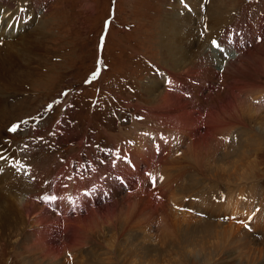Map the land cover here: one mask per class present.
<instances>
[{
    "label": "rangeland",
    "instance_id": "rangeland-1",
    "mask_svg": "<svg viewBox=\"0 0 264 264\" xmlns=\"http://www.w3.org/2000/svg\"><path fill=\"white\" fill-rule=\"evenodd\" d=\"M15 1L20 3L23 0ZM27 1V6H32L37 12V19L43 21L45 36L43 34L39 36L44 38V41L36 50V56L29 54L30 61L35 59L34 63L30 62L29 65L24 63L19 69L18 67L11 69L8 66L4 74H0L3 80L6 79L7 84L10 82L16 86L15 89L9 87L5 90L6 92H2L0 141H10L13 149L17 150L18 157L30 163V165L25 164L28 166V171L33 172L34 169L35 178L45 183L42 191L60 193L68 185L69 191L76 190V187L71 188L67 175L69 174L70 178L73 174L77 176V172L81 171L80 163L83 164L81 172L89 186L94 185L95 187L92 179L98 175L102 176L99 180L103 179L108 187L100 189L96 198L88 196L85 204H83V199L74 198V202L71 201V197H67L66 193L64 197H67V201L71 204L58 205L57 201L48 202L52 203L53 210L58 215L74 207L80 217L89 218L83 224H79L75 232L70 231V226L73 224H70L68 228L60 226L59 230L67 231L64 236L58 231L60 225H57L58 221L52 222L53 227L47 230L41 228L46 235L44 239L35 237L32 231L37 227L28 223L26 230H21L18 237L15 236L11 241H0V264H239V259H242L246 251L245 248L242 250L234 247V243L229 247L226 244L221 247L220 244H223V241L216 242V236L221 238L219 233L224 234L228 226H233L231 228L236 229L237 233L242 232V238L250 240L251 236L255 235L259 239L255 236L251 238L254 241L251 245L254 248L261 247L257 242L264 239V131L260 134L257 130L259 128L257 122L253 119L245 127L240 125L230 129L229 132L228 130L220 134L215 132L219 134L216 137L220 139L216 140L217 143H214L213 137L215 136L208 135L207 137L212 139L206 137L204 141L199 142L202 145V149L199 150L196 148L189 150L188 147L191 146L193 139L186 140V142L179 140L181 143L176 144L178 150L174 154L176 156L171 155L172 158L179 160V165L177 161L173 162L169 168L170 172L169 169L167 170L169 172L167 176H164L162 171H159L157 175L151 174L156 177L157 182L154 186L146 174L148 185L144 184L145 177L143 182L141 180L143 171L148 168L149 160L146 161L141 154L136 155V151L139 150L138 148L147 149L145 145L149 138L148 135L157 132L164 137L161 130L167 129L164 131L165 137H174L180 130L175 129L176 126H185V121L191 122L190 120H193L192 122L197 127L193 126L191 131L189 129L186 131L189 132V136L195 137V140L206 135L202 136L197 131L201 128L200 124L204 123V119L206 126L204 125L205 128L201 131L207 133L206 131H211L212 128L210 125L212 124L211 105H203L201 101L214 98L215 78L212 80L210 77L209 80H212V83L207 82L202 93L197 92L199 87H196L195 93L192 94L181 92L183 90H177L179 86L174 94L165 93L171 96L176 95L177 98L191 102L190 104L194 102L195 105H188L190 109L188 115L174 108L168 112L157 109L153 96L154 94L161 96L160 92L164 90L166 83L165 78L161 82L159 78L164 67L161 27L171 16L185 13L190 3L181 4L182 0ZM205 1L194 4L196 7L200 6L203 14L199 15V8L196 13H192L191 17L197 19L194 24L195 30H193L197 36L194 39L196 44L191 45L186 54L187 62H198L201 59L204 47L211 44L208 41L211 37L209 34L211 32H213L211 35L216 34L215 31L222 29L217 30L222 22L238 24L237 34L233 36L234 41H239L240 30L244 31L245 35L246 31L257 32L261 29L263 40H260L259 44L249 45L252 47L250 51L254 50V53H257L251 60L244 62L245 69L248 68V71L243 70L244 72L239 74V79L241 81L243 77L242 85L256 83L264 86V14L256 15L260 10L264 12V0H207V3ZM176 3L181 4V7H178V10H171L169 7L177 8ZM208 8L207 13H210V17L212 13H219L222 9L225 11L226 19L220 18L219 15L216 24L209 23L208 14L205 13ZM106 17H109L111 26L109 29L105 26L103 31L101 30L102 24ZM36 24L37 22L30 24L29 30H34ZM23 31L24 29H21V32L18 29V36L15 40L24 35ZM228 36L226 34L221 37L222 39L218 36L217 38L226 44L230 42ZM101 37L104 38L103 41ZM249 38L254 39V42L258 40L257 35ZM197 39L205 41L203 40L201 44V53L195 55L197 44H199ZM246 43L249 44L247 40H244L241 45ZM242 49L244 50L243 47ZM213 50L216 49L213 48ZM103 51L104 61L101 58L98 59L102 62L99 66L100 74L96 78L98 80L94 79L96 81L88 86L85 81L97 71L95 58ZM40 55L45 58V62L39 60ZM26 66L27 69H25ZM203 70L205 71L201 69L200 73H203ZM151 81L158 82L157 92H151L156 88ZM18 83L23 85L21 89ZM97 87L98 92L95 91ZM221 89L223 90V88L219 90ZM64 92H68L69 95L62 96L61 93ZM206 95H211L210 99ZM244 96L246 95H240L242 99L246 98ZM258 96L260 98L261 94ZM223 97L225 98L226 94ZM57 100L61 103H55ZM94 102L98 103L90 107V104ZM250 103L256 106L255 103ZM49 104L53 105L51 110H47ZM250 109H247L248 113ZM189 113L192 118H184L185 115L189 116ZM249 114L253 115V112ZM38 115H42L43 118L36 119ZM137 117H144V120L137 119ZM208 118L210 124L207 121ZM169 120H172L171 123L175 122L173 126ZM21 121H27L31 125L20 126L16 133L9 131L13 125H19ZM181 121L184 123L182 124ZM148 128L152 130L149 131ZM222 133L224 136H221ZM225 134L228 135L227 139H225ZM139 135L143 138L140 139ZM259 137L262 138L258 139ZM168 142L167 140L164 148L159 142L162 150L160 157L163 156V151L166 153ZM251 144L254 147L250 146ZM25 145H27L26 148ZM117 147L125 149L122 150L123 153L119 152L121 154L126 152L127 159L124 162L128 169L132 170L127 178L131 185L128 186L127 180L124 179L119 189L112 190L109 186H112L109 179L114 178L108 167H112ZM105 150H111L112 154L105 156ZM236 152L238 154H235ZM164 156L171 157L167 153ZM130 159L135 162L132 163ZM100 161L106 162L101 163ZM160 161L161 159L155 160L158 167L162 164ZM92 169L95 176L92 174ZM227 171H230L231 176L225 174ZM178 173L182 178L177 177ZM169 176L174 177V181L178 178L173 188H167L168 184H163L167 183ZM192 181H194L193 184ZM85 185L86 182L81 184L80 188ZM136 186L138 188H135ZM116 190L120 191L116 194ZM9 193L14 194L13 190ZM133 193H136L134 198L129 201L123 199L128 194L132 197ZM34 194L33 201L39 193L34 190ZM113 194L117 198L112 199ZM22 196L25 194L23 193ZM142 196L144 199L141 200ZM205 196L207 199H204ZM99 199L104 202V207L117 202L119 206L115 209L116 213H112V208L109 207L110 209H106L104 215L99 216V213L91 215L90 204L93 202L95 205ZM134 199L141 200V202L136 204L138 201ZM48 203L43 201V206L45 205L46 208ZM245 203L246 208L242 213V215L245 214L244 217H238L240 214L236 213L231 214L236 206L241 207ZM4 206L3 210L0 209V225H2L1 222L10 221L11 227L6 229L13 228V220L17 216L7 217L8 210ZM34 211H38V207L34 208ZM247 221L253 222L252 225L250 223L249 231L245 227ZM207 223L217 225L215 235L212 232V234L204 232L202 227ZM171 230H176V232L173 234ZM227 230L228 235L233 234L229 228ZM31 237H34V240ZM230 238L229 241L232 243L233 237L230 236ZM226 247L229 248L228 251ZM253 253H249V260H252V256L255 255ZM243 262L244 260H240V264H244ZM258 262L256 261L255 264Z\"/></svg>",
    "mask_w": 264,
    "mask_h": 264
},
{
    "label": "bare ground",
    "instance_id": "bare-ground-1",
    "mask_svg": "<svg viewBox=\"0 0 264 264\" xmlns=\"http://www.w3.org/2000/svg\"><path fill=\"white\" fill-rule=\"evenodd\" d=\"M201 1L202 0H186V3L187 4L190 3V4H188L189 7L186 8L187 10H185V13H182L180 15L177 14L175 16H171V18L167 19L165 21V23H163V25L161 27V29H162L161 36H163V37H161V40H162L161 47L163 49L164 67L162 69V72H160V74H159V78H160V82H161V80L163 78H165L164 81L166 83H165L164 90H162L160 92L161 96H159V95L157 96L155 94L153 96H154V99L156 101L155 105H156L157 109L167 110V112H168V110L170 111L171 108H174V109L179 110V111L185 113L186 115H188L187 114L189 112L188 110H190L188 105H193L194 102H192L193 104H190L191 102L188 103L186 100L184 101L180 97L179 98L181 100H179V98H177L176 95L171 96V95H167L165 93L174 94V92L176 91L175 89H177L178 86H179V88L177 90L178 91L183 90L181 92H187V93H191L192 94V93H195L196 87H199V88H197V92L198 93H202L204 87H206V83L207 82H211L212 83V80H214V78H215L216 79L215 80L216 82L214 81L215 82V87L213 86L214 87V93H215V94H213V96H214L213 99H215V100L211 101V100H213V99H211V100H208V101H201L203 105H207V106L211 105V107H210V119L212 120V124H210L211 122H209L210 121L209 118L207 119V121L212 126V128H211V131H206L207 133H205V131H201V130H203V128H205L204 125H205V121L206 120L204 119V123L200 124L201 128L199 130H197V131L202 136L204 134H206V135L204 137H202L201 139H196L195 140L194 139L195 137L189 136V132L186 131V129H189L191 131L193 126H195V123L192 122L193 120H190L191 122H186L185 121V126L182 125L184 122L181 121L182 122L181 125L183 127L182 126L179 127L180 125L176 126L177 128H175V129H180V130L178 131V134H176L174 137H169V136H168L169 138L165 137L164 131H166L167 129L164 130V131L161 130L163 132L162 133V135L164 136L163 138L157 132H154L155 134H153V135H151V134L148 135L149 138H148V140L146 142L147 144L145 145V146H147V149L138 148L139 150L136 151V155L140 156V154H141L146 161L149 160L148 168H146V171L145 170L143 171V175L141 176L142 182H143L144 177H145V180H146L145 183H144L145 185H148V179H149V177H148L149 175L148 174L157 175L159 171H162L164 176H167L166 174L170 172L169 168H170V166L173 165V162L177 161L178 165H179V160L177 158L174 159L171 156V155H174V154H176L178 152L176 144H178V142H179V145H180L181 142L179 140H183V141L186 142V140H192L193 139L191 146L188 147L189 150L192 149V148H196L197 150H199V149H202V145L199 142L204 141V139H206V137L208 135L212 134L213 136H215V138L213 137L214 143H217L216 140H218L219 138L216 137V135H219L220 132H222V131L225 132V130H228V132H229L230 129L235 128V127H239L240 125L245 127L247 125V123L251 119H253V121L257 122L256 124L259 127V128H257V130L260 132V134H262V131H264V116H262V115H264V86H259L256 83H251V84H248V85H244L245 84L244 83L242 85L241 83H242L243 77H242L241 81L239 79L240 78L239 74H242L244 71H246V72L248 71V68L245 69V65H244L245 63L244 62L248 61V60H251V58H253L254 55L257 53V52L254 53V50L250 51L252 49L251 46L247 47V50L246 49L245 50L241 49V46H242L241 44H242V42L244 40H247L249 45H251V43L259 44L260 40H263V37H262L263 35L261 34V29H258L257 32L256 31H251V30L246 31L245 35H246L247 38H243L241 41L240 40L239 41H234L233 40V36H234V34H237V28L239 27L238 24H234L232 22H229V23L225 24L224 22H222V24L220 25V27L217 30H219L220 28H222V29H220L219 31H215L216 34H212L211 35V33H213V32H211L212 29L210 28L211 29V31H210L211 33L209 35L211 37H209L208 41H210V43H211V41L213 39H216L218 42L221 43L222 47L225 49L224 53H221V52H219L217 50L214 51L213 50L214 47L212 46V44H210L206 48L204 47L203 55L200 56L201 59L200 58H199L200 60L196 59V60H198V62H193V61L187 62V55L186 54L188 52V49H190L191 45L193 46V45L196 44L194 39L197 36V35L195 36L194 31H193V30H195L194 24H195V21L197 19L195 20V18H193L191 16H192V13L193 14L196 13V10L200 7V6L196 7V5H194V4H196V3L198 4V2L201 3ZM27 2H28L27 0H23L20 3L16 2L15 0H0V41H4V42H2V45H0L1 46V48H0V74L1 75H2L3 72H5L4 70L8 66H10L11 69L12 68H16V67H18V69H19V67H22V65L24 63H28L27 65H29L30 62L34 63L35 59L33 58L34 60L30 61L29 58H31V57H29V54H32V56L33 55L36 56V53H37L36 50H38L40 48V46L42 45V42L44 41L43 40L44 38H40L39 37L42 34L45 36V33L43 32V28H44L43 27V21L41 19H39V20L37 19V16H38L37 12L32 8V6H30V5L27 6ZM179 3H176L177 8H172V7H169V8H171V10L172 9H177L178 10V7H181V4H182V3L181 4H179ZM21 8L26 9V11H24V12L19 11V9H21ZM198 10H200V8ZM220 10L221 11L219 13H217V12L216 13H212V15L210 17V13L209 14L207 13L209 11V8H208V10L205 11V13L208 14V18H209L210 21L209 20H207V21H209V23L214 25V24H216L219 15L221 16L220 18L224 19L225 18V15H224L225 11H223L222 9H220ZM198 13L201 16L203 14L201 10ZM21 21H23V22H21ZM36 22H37L36 28L34 30H29L30 24H35ZM10 23L13 24L15 27L14 28H9L8 25ZM196 24L198 25V22ZM18 29H19L20 32H21V29H24V31H23L24 35L21 36V37H18L15 40V37L18 36V34H17ZM226 34L229 35L228 37L230 38V40H229L230 42L224 44L222 42V40H221L222 39L221 37H223ZM254 35H257V37H258V40L256 42H254L255 41L254 39L250 40V38H249V37L253 38ZM217 36L220 37L221 39L217 38ZM37 37H39V38H37ZM203 40H201V39L198 40L199 44H197V49H196L195 55L196 54L198 55V53L201 51V46H202L201 44L203 43ZM37 41L38 42L41 41V43H38ZM40 50H39V54L41 53ZM245 54H247V55L245 56ZM260 57H258V58H260ZM39 60L41 62H45V58L42 57L41 55H40ZM250 65L251 64H249V66ZM217 67L219 68V71L221 70L220 72L218 71ZM25 69H27V66L25 67ZM201 69H205V71L203 70L204 72L200 73ZM263 69H264V67H263ZM210 77H211L212 80H209ZM2 78L3 77L1 76L0 77V103H2L1 102V96L3 94L2 93L3 91L8 89L9 87L13 88V89L16 88V86L12 85V83H10V82H9L10 85H8L9 83L7 84L6 79L3 80ZM217 78H219V79L217 80ZM169 81H171V83H169ZM217 81H218V83H217ZM251 82H253V81H251ZM151 84L156 87L155 89H152L151 92H157L158 91V82L151 81ZM260 84H261V82H260ZM17 85H18L19 89H21V86H23L21 83H18ZM220 88H223V90L222 89L219 90ZM211 92H213V91H211ZM224 94H226L225 98L223 97ZM243 94L246 95V96H244V97H246L245 99H242L240 97V95H243ZM258 94H261V96H260L261 99L259 98ZM150 95H152V94H150ZM183 95L184 94H182V96ZM211 95L210 96L206 95V96H208L209 99H210ZM185 96L186 95H184V97ZM192 99H190V101ZM194 99H196V97ZM170 101L173 102V103H169ZM250 102L255 103L256 106L252 105ZM203 105H202V107L204 108ZM177 107H178V109H177ZM154 108H155V106H154ZM190 108H192V106ZM248 108H251L249 113L253 112V115L249 114L247 112ZM200 114H202V113H200ZM186 115H185L184 118H188V119L192 118L190 116L191 113H189V116H186ZM177 117H179V116H177ZM202 119L203 118H201V120ZM171 121L172 120H169L170 123H171ZM173 123H175V122H172L171 125ZM165 124H168V123L165 122ZM165 124H163V125H165ZM259 124H261V125H259ZM170 126H168V127H170ZM195 127H197V126H195ZM198 127H200V126H198ZM208 127H209V125H208ZM175 129H173V131ZM151 130L152 129H149V131H151ZM174 132H172V133H174ZM215 132H219V134L218 133L215 134ZM172 133H169V134L172 135ZM223 134L224 133H222L221 136ZM212 135H210V137ZM227 136L228 135L225 134V139L228 138ZM138 137H140V139L143 138L141 135H139ZM152 137L155 138L154 141H153ZM221 138L224 139V137H221ZM260 138H262V137H259L258 139H260ZM210 139H212V138H210ZM250 139H252V138H250ZM167 140L169 141L168 144H167L168 147L166 148L167 150H165V149L164 150H165V152L167 154H170L171 157H168V156L165 157L164 154L166 155V153H164V151H163V156L160 157V152H162V150H161V147L159 145V142L162 143L163 148H164L165 147V143H167ZM210 141H212V140H210ZM155 145H159V148H160L159 153L156 151ZM250 146H253V145L251 144ZM148 149L150 151H148ZM122 150L124 151L125 149H121V147H117L115 151L116 152L117 151H121L123 153ZM234 152H235V150H234ZM199 153L202 154L201 151ZM157 154H159V156ZM235 154H238V153L236 152ZM114 156H115V152H114ZM174 156H176V155H174ZM156 159H158V160L161 159L160 162L162 164H160L161 165L160 167L157 166V163H156L157 161L155 162ZM130 160H131L132 163L135 162V160L133 161V159H130ZM117 162H116V167H113V166L112 167H110V166L108 167V170L110 171L111 176L114 178V179H111V178L109 179V182L112 184V186L111 185H109V186H110V188L112 190H114L116 188L119 189L120 183L122 182V180L125 181L124 179H126L127 182H128L129 179H127V178H129V175L132 173V170L128 169V167H127V165L125 164L124 161L120 162L119 160H117ZM22 163H21L20 166H23V165L26 164L24 161H22ZM80 165H81L80 169L82 171L83 164L80 163ZM0 166L5 168V171L2 174H0V209L3 210V206L5 204L4 207H5L6 210H8V214H6V216L7 217L9 216L10 218L12 216H17L16 219L13 220L14 221L13 228L6 229L7 227H11L10 221H7L6 223L1 222L2 225H0V241H3V240H10L11 241L12 239L15 238V236L18 237V234H19V232L21 230H23V231L26 230V228L28 226V223L36 225L37 228L32 226V228L34 227L36 229V230L33 229L32 234L35 237H38V238H42L43 237L42 239H44L46 237L45 232L43 231V229L47 230V229L51 228V226L53 225L52 222L56 223L55 221H58L57 225L60 224L59 227H58V231L63 236H64L65 233H67V231H65L63 229L59 230L60 226L68 228V226L70 224H73V225L70 226V231L75 232V228L79 224H83V222H85L89 217H86V218L84 216L80 217L79 213L75 210L74 207L66 209L65 211H62L58 215V214L55 213L56 211L53 210L54 208H53L52 203H48L47 202L48 203L47 204L48 209H47V207L46 208L44 207L45 205L43 206V201L41 200L42 202H40L39 199H37V198L43 196L45 194L44 192H46L47 194L58 195L59 197H62V199L57 200L58 205H62L64 203L71 204L69 201H67V197H71V201H73V202H74V198L75 199H79V200L83 199L82 200V201H84L83 204H85V200L87 201V199H88L87 198L88 196L87 197L84 196L85 192L90 193L91 197H95L96 198V195L100 192V189H106V187H108L104 183L103 179H102V181L99 180L100 177H102V176L99 177L98 175H96V177H94L95 179L94 178L92 179L93 182L95 183V187H93L94 186L93 184H92L93 186H89L87 184V180H86L83 172L80 171V173L77 172V174H78L77 176H75V174H73V176L71 178H70L69 174L67 175L68 181L71 184V188L76 187L77 188L76 190L69 191V185H68L67 188L65 190L61 191L60 193L58 191H54V192H48L46 190L42 191V189L45 188L44 187L45 183L44 182H40L41 180H37L35 178V180L32 181V179H30L28 176L14 174V172L10 168H8L7 165L4 164V162H0ZM30 167H32V166H30ZM69 169H70V167H69ZM168 169H169V172H167ZM222 170H221V172H222ZM70 171H72V170L70 169ZM92 171H93V173L92 172H90V173L94 174V170L93 169H92ZM28 172L31 175L36 176L35 172H34V169H33V172H31V171H28ZM180 172H181V170H180ZM229 172L230 171H227V172H225V174L231 176V174ZM102 173H103V171H102ZM145 174L148 177V179L145 176ZM93 176H95V174ZM179 176H180V174L178 173L177 177L178 178H182V177H179ZM19 177H20V179H19ZM118 179H119V181H118ZM177 179L174 181V177L169 176L167 178V180H166L167 183H163V184H166V185L168 184L166 186L167 188H173L174 182H176ZM51 180H53V179L51 178ZM85 182H86V185L80 188L81 184H83ZM191 183L193 184L194 181H192ZM188 184H190V183H188ZM130 185L131 184H129V182H128V186H130ZM189 186H192V185L190 184ZM135 188H138V187L136 186ZM51 189H52V185H51ZM12 190L14 192L13 195H11L9 193V191H12ZM34 190L35 191L37 190V193H39V194H37L38 196H37L35 201L32 200V196L36 194V193L34 194ZM118 191H120V190H116V194L118 193ZM23 193L25 194V196H22ZM65 193L67 194L66 198L64 197ZM114 194L112 195L114 197L112 199H115V197H116ZM135 194L132 197H130L131 195L128 194L129 196L127 195L123 199L129 201V199L134 198ZM30 196H31V198H30ZM213 197H211V198H213ZM142 199H144L143 196L141 197V200ZM204 199H207V197L204 198ZM227 199L228 198H226V200ZM134 200L136 202L138 201V203H136L134 201L136 204H139L141 202V200L139 201L138 199H134ZM217 200H218V198H217ZM207 201H209V200H207ZM34 202H37L38 204L34 203ZM218 202H219V200H218ZM106 203H108V202H106ZM103 204H104V202L100 201V199L98 200V203H96L95 205L92 202L90 204V208L92 210H94V209H96V210L93 211V212H92V210L91 211L89 210L91 212V215H94V214H97V213H99L98 214L99 216L104 215L106 213L105 212L106 209H110L109 207L112 208V210H111L112 213H116L115 209L119 206V204H117V202L115 204H113V205H107L105 207H104ZM75 205L77 206V204H75ZM227 205H229V204H227ZM37 207H38V211H34V208H37ZM64 207H66V206H64ZM229 207L230 206H228V208ZM245 208H246V203H245V205H243L241 207H237L236 206L235 209L232 208L233 212L231 211L232 212L231 214L235 215V213H236L238 215L240 214L238 217H244L245 214L242 215V213L244 212ZM249 208H248V210H249ZM50 210H52V211H50ZM57 211H58V209H57ZM250 223L248 221L246 222V224L248 225V227L246 229L248 231H249L250 226L253 224V222L251 223V225H250ZM243 226H244V223H243ZM42 227H43V229H41ZM231 227H233V226H228V228L231 230V232H233V234L230 233V235H228L227 232H226V231H228L227 230L228 228H225L224 234L222 232L219 233V235L221 234V238L216 236V238H217L216 242H218L219 240L223 241V244L222 243L220 244L221 247H222V245H225V244L227 245V247H229L231 244L234 243L233 244L234 247L236 246L237 248L242 249V250H243V248H245L246 251L244 250L245 252L243 253L244 255H242V259H239V264H240V260H244V262H243L244 264H255L256 261H259L258 264H260V263L264 264V261H263V259H264V239L258 240V242H257V244L261 245V247L254 248L251 245L252 241H253V239H251V238H253L255 235L253 237L251 236V238H250L251 241H250V240H248L246 238H242V236H241L242 232L237 233L236 229H233ZM202 228H204V230H205L204 232L205 233H210V234L213 233L215 235L216 232H214V231L216 230L217 225L216 224L207 223ZM171 232L174 234L176 232V230H171ZM230 236L233 237L232 238L233 239L232 243H230L231 241H229L231 239ZM47 237H48V235H47ZM31 238H33V240H34V237H31ZM255 238L259 239L256 236H255ZM30 245H32V244H30ZM227 247H226V249H227ZM16 249H18V248L16 247ZM228 249L226 251H228ZM222 251L226 252L225 250H222ZM70 252H68V253H70ZM250 252H254L253 254H255V255L252 256V260H249V257H250L249 253ZM28 253H27V255H28ZM25 254H26V252H25ZM260 260H262V261H260Z\"/></svg>",
    "mask_w": 264,
    "mask_h": 264
},
{
    "label": "snow or ice",
    "instance_id": "snow-or-ice-1",
    "mask_svg": "<svg viewBox=\"0 0 264 264\" xmlns=\"http://www.w3.org/2000/svg\"><path fill=\"white\" fill-rule=\"evenodd\" d=\"M183 3H186V0H182V4ZM19 11L24 12V11H26V9L21 8V9H19ZM21 22H23V21H21ZM8 27L9 28H14L15 26L10 23L8 25ZM103 39L104 38L101 37L102 41H103ZM211 44L217 51H219L221 53H224L225 49L222 47L221 43L218 42L216 39H213L211 41ZM101 63H102L101 61H97V71L92 74L91 80H94V79L97 78V76H99V74H100L99 66H100ZM91 80H86L85 83L88 84V83L91 82ZM169 83H171V81H169ZM61 95L62 96H67V95H69V93L68 92H64V93H61ZM55 103H61V101L57 100V101H55ZM52 108H53L52 104H49L47 106V110H51ZM42 118H43L42 115H38L36 117V119H42ZM137 119H142V117H137ZM24 123H27V121H21L19 125H13L9 129V131L12 132V133H16L18 131V128L20 126H22ZM51 135H55V133H51ZM152 139H153V141L155 140L154 137H152ZM129 143H132V142H129ZM26 147H27V145H25V148ZM155 147H156V151L159 153V151H160L159 145H155ZM104 154H105V156H108V155H110L112 153H111V150H105ZM126 159H127V155L126 154H121L119 151H117L115 153V158L113 159L112 166L116 167L117 160L124 161ZM13 161H14V163H13ZM0 162H4V164H6L7 167L10 168L14 172V174L28 176L30 179L35 180V176L31 175L28 172V166L27 165L20 166L22 162H21V160L19 159V157L17 155V150L13 149V147L11 145V142L8 141V140L0 141ZM100 162L101 163H105L106 161H100ZM4 171H5V168L0 166V174H2ZM148 175H149V179L152 182V185L154 186L155 183L157 182L156 181V177L152 176L151 174H148ZM89 195H90V193H88V192L84 193L85 197H87ZM37 199L43 200V201H45L47 203V202H53V201L60 200V199H62V197H59L58 195H51V194H47L46 193L43 196L38 197ZM245 227L247 228L248 225L246 224Z\"/></svg>",
    "mask_w": 264,
    "mask_h": 264
}]
</instances>
